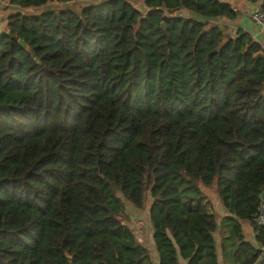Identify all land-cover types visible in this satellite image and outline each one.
I'll return each instance as SVG.
<instances>
[{"label":"trees","instance_id":"obj_1","mask_svg":"<svg viewBox=\"0 0 264 264\" xmlns=\"http://www.w3.org/2000/svg\"><path fill=\"white\" fill-rule=\"evenodd\" d=\"M0 1L19 7L0 32V264H152L120 215L146 196L156 264H255L264 227L247 241L242 224L264 186V52L209 21L236 6Z\"/></svg>","mask_w":264,"mask_h":264},{"label":"rangeland","instance_id":"obj_2","mask_svg":"<svg viewBox=\"0 0 264 264\" xmlns=\"http://www.w3.org/2000/svg\"><path fill=\"white\" fill-rule=\"evenodd\" d=\"M100 1L101 0H74L67 2L66 4L51 3L50 5H48V7L56 9L63 5H70L74 10H79L80 7L83 6L84 4L97 3ZM128 1L131 2L133 5H135L137 8L143 9L144 0H128ZM228 1L231 2V0ZM20 9L23 12H29V13H35L37 11L35 8H27V9L20 8ZM181 14L187 16V14L185 13H181ZM5 15L6 14L3 11L2 14H0V31L5 29V25L2 24ZM201 189L203 193L208 197V200L210 201L209 204L207 203L208 212L213 211L216 214L218 220H220L223 209L217 198L215 187L201 186ZM150 201H151L150 198L146 196L145 205L143 209L135 208L127 201H124L122 203L120 215L122 221L134 231L136 235L137 243L146 247L151 263L156 264L157 256L151 238V225L148 220V208ZM242 233L247 241H251L253 239V230L251 229V225L249 223L247 225L246 223L242 224ZM228 234L229 233L226 230H219L216 234V243L220 257L222 255H225L226 250L230 249V239Z\"/></svg>","mask_w":264,"mask_h":264},{"label":"crops","instance_id":"obj_3","mask_svg":"<svg viewBox=\"0 0 264 264\" xmlns=\"http://www.w3.org/2000/svg\"><path fill=\"white\" fill-rule=\"evenodd\" d=\"M231 2L236 6L239 12V16L234 21H229L227 19H211L209 21H211L212 23H217L223 30L232 35L235 34L237 29H242L248 32L250 36L261 45L262 52H264V32L261 31L257 25H255L251 18V12L259 7L258 2L251 3L245 0H231ZM3 6H9V10L12 8H19L17 6L8 5V3L5 1H0V14H2ZM7 15L8 14H6L5 16ZM2 24L5 25L4 21H2Z\"/></svg>","mask_w":264,"mask_h":264},{"label":"built area","instance_id":"obj_4","mask_svg":"<svg viewBox=\"0 0 264 264\" xmlns=\"http://www.w3.org/2000/svg\"><path fill=\"white\" fill-rule=\"evenodd\" d=\"M251 18L255 25L264 32V11L259 7L251 12ZM252 228L264 227V186L260 190L258 206L255 212L251 215L250 223Z\"/></svg>","mask_w":264,"mask_h":264},{"label":"water","instance_id":"obj_5","mask_svg":"<svg viewBox=\"0 0 264 264\" xmlns=\"http://www.w3.org/2000/svg\"><path fill=\"white\" fill-rule=\"evenodd\" d=\"M18 44L23 47L26 51L30 52L29 46L25 43L24 40L18 39ZM255 264H264V250L260 255L259 259L255 262Z\"/></svg>","mask_w":264,"mask_h":264}]
</instances>
